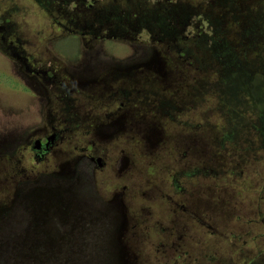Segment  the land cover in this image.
Wrapping results in <instances>:
<instances>
[{
	"label": "rangeland",
	"instance_id": "1",
	"mask_svg": "<svg viewBox=\"0 0 264 264\" xmlns=\"http://www.w3.org/2000/svg\"><path fill=\"white\" fill-rule=\"evenodd\" d=\"M153 1L170 11L166 20L169 29L182 26L171 16L176 11L187 8L192 11V18L188 25L177 29H184L182 34L189 36L190 40L203 31L210 33L207 35L209 39L202 43L210 55L209 57L206 54L205 61L204 56L199 51L196 52L199 45L197 41H193L196 45L189 43L190 48L193 46L194 54L191 57H181L176 53L173 42L169 40L167 46L160 43L161 31L155 28V23L151 24V32L159 33L156 38L159 49L169 52L182 67L180 69L187 73L183 78L188 77L189 84L181 90V99L179 100V91L174 86L175 97H171L174 106H181L184 111L171 114V119L165 117L161 111L156 114V125L154 124L153 128L158 139L141 145L145 156L150 154L145 151V145L151 143L155 147V151L150 154L154 158L148 159L151 166L146 167L142 162H135L124 171H120L119 166H116L114 171L97 177L96 191L102 192V201H106L105 206L108 209L100 210L101 214L86 212V218H81L78 212L68 218L58 212H50L47 224L42 225L34 224V218L31 219L25 212L26 214H22L26 219L22 218L18 223L20 225L26 220L22 228L16 231L15 228H10L7 220L3 221L7 215L2 212L4 208L14 207L11 206L13 201L7 197L10 193L17 196L15 182L19 179L26 180L29 176L37 177L39 171L44 170L45 164L35 163L31 159L30 151H26L22 145L15 152L16 158L22 161L21 166L15 159L0 154L10 159L14 174L18 175L15 182L12 180L16 175L10 178L2 176L5 178L0 179V264H41L40 252L39 256L33 252L30 259L26 258L35 248L56 256L57 261H53L54 264H264V160L257 154L253 155L255 150H264L263 127L256 115L258 112L252 108L253 104L250 105L245 99L239 101L231 76L232 68L239 66L248 74L253 73V64L243 62L248 58L251 61L253 56H262L264 53V41L257 48L250 49L247 45L248 36L243 38L245 34L241 33L244 29H249L250 37L264 40V22L261 19L264 18V0H242L247 8H240V13L237 6V12L227 7L226 0L224 3L223 0H214L219 6L211 0L146 2L154 5ZM15 2L20 9L18 13L21 21L23 19L29 25L26 27V33L33 34L42 30V38H47L50 31L49 22L34 1ZM174 4L179 6L175 8ZM166 9L163 11H167ZM250 16H255L262 24L249 26ZM227 30H236V35L229 37L230 45L220 43L219 51L227 59L229 70L218 81L224 64L220 60L216 61L213 56L212 46L215 38L211 36V32L216 31L222 37ZM198 38L206 39L203 35ZM62 39L64 40L57 45V50L61 58L67 59L66 53L61 49L75 55L80 43L69 35ZM122 44L111 46L112 54L123 57L121 53L127 48L124 47L126 44ZM37 48L41 49V46L38 44ZM37 54L41 55L40 52ZM193 57L197 62L191 65ZM4 58L0 51V139L6 138L16 143L17 137L24 135L23 129L38 121L32 118L30 110L35 109V106L30 103L29 107L22 100L20 93H24V90L19 81L13 78ZM236 58L241 62L234 63ZM13 73L16 75L14 71ZM165 87L168 88L169 85ZM154 92L157 95L155 97L160 99L158 91ZM223 136L227 140L224 145ZM183 139L186 144L181 147L179 143L183 144ZM134 142L132 136L115 137V143L120 145L119 147H128L127 145ZM236 148H241L243 153H239ZM131 152L132 148H126L125 152L120 151L115 157L123 158ZM240 155H244L245 160H241ZM139 156L143 158L142 153ZM50 164L52 162L47 163V166ZM237 164L243 171L242 176L235 173ZM32 168L36 170L32 171ZM44 180L45 178L42 179ZM175 183L182 187L183 191L175 189ZM39 186L40 184L35 185L32 189ZM67 205L71 208L79 206L72 201L67 202ZM83 206L81 203L82 208ZM84 208H87V205ZM51 215H56L64 222L71 233L72 227H78L80 224L79 220L99 228L104 227L107 222L110 232L104 238V233L98 236L95 231L98 236H95L97 255L82 249L84 246L87 249L94 248L90 246L88 239L78 238V247L74 240L66 250L61 249L49 228ZM46 219L44 217V220ZM52 225L56 227L59 224L55 221ZM29 226L33 232L31 237L25 233ZM4 231L7 233L2 234ZM77 234L82 233L76 232ZM29 239L32 244L25 248V240ZM118 255L122 257L123 262ZM256 258L258 260H255Z\"/></svg>",
	"mask_w": 264,
	"mask_h": 264
},
{
	"label": "flooded vegetation",
	"instance_id": "2",
	"mask_svg": "<svg viewBox=\"0 0 264 264\" xmlns=\"http://www.w3.org/2000/svg\"><path fill=\"white\" fill-rule=\"evenodd\" d=\"M32 1L49 22L47 38H42V30L33 34L26 33L29 25L23 19L21 21L18 13L20 9L15 0H0V51L5 57L4 61L8 62L6 65L13 78L19 81L24 90V93H20L22 100L28 106L30 103L35 106V109L30 110L32 118L38 121L23 129L24 135H19L16 143L6 138L0 139V154L15 159L21 166L22 161L16 158L15 152L22 145L32 154L31 159L39 165L45 164V168L35 178L29 176L26 180L19 179L15 182L18 175L14 174L10 159L0 155V179L16 175L12 182H15L14 187L18 189V194L33 190L38 184L39 187H60L68 200L79 205L72 207L71 214L78 212L81 218H86V212L101 214L100 210L107 206L106 201H102V192L96 191L97 177L114 171L116 166L124 171L135 162H142L146 167L151 166L148 159L154 158L150 154L155 151V147L151 143L145 145L144 149L150 153L149 157L145 156L141 145L158 139L153 128L156 125V114L161 111L165 117L171 119V114L184 111L183 107L174 106L171 97H175L174 86L179 91V100L181 99V90L189 84L188 77L183 78L187 73L180 69L181 66L169 52L159 49L156 39L159 33L151 32V24L155 23V28L161 31L160 43L167 46L170 41L173 42L176 53L181 57H191L194 51L189 43L196 45L193 41H197L199 45L196 52L199 51L206 61L205 56L209 52L202 43L209 39L207 37L210 34L206 30V33L203 31L190 40L189 36L182 34L184 29H177L188 25L192 18V11L187 8L176 11L171 16L182 26L169 29L166 20L170 11L160 3L153 1L154 5H150L146 2L150 0H136V3L130 0ZM226 1L227 7L234 12H237L236 6L239 13L240 8H247L242 0ZM211 2L217 3L214 0ZM178 6L173 5L175 8ZM255 20V16H250L249 26L258 25ZM248 32L249 29H244L241 33L245 34L243 38L248 36L247 45L254 49L250 40L255 41V37H250ZM225 33L229 40L230 36L236 35V30ZM66 35L78 39L80 43L75 55L61 49L66 53L67 59L61 58L57 50V45ZM202 35L206 39H202ZM213 37L215 42L212 49L216 56L221 44L220 40ZM38 44L41 49L37 48ZM119 44L127 48L121 53L123 57H118L111 51V46ZM39 52L41 55L37 54ZM191 61V65L197 62L195 57ZM200 63L203 64L202 59ZM167 85L168 88L165 87ZM155 90L158 91L160 99L155 97ZM120 135L132 136L135 142L127 145L128 147H119L115 143V137ZM185 144L186 140L183 139V144L179 143V146L184 147ZM126 148H132L129 155L115 157L120 151L125 152ZM140 153L143 158L139 156ZM35 170L32 168V171ZM174 187L183 191L177 183ZM15 197L10 193L7 199L14 202ZM86 205L87 208H84ZM183 210L187 211L185 208ZM13 213L16 218H13L10 228H15L16 231L26 222L25 220L18 225L20 219H26L23 216L25 211L15 210ZM52 218L58 226L52 225ZM58 220L56 215L50 216L51 232L60 230L61 233L71 236V240L67 242L62 240L63 236H59L56 242L59 248H63L59 244H68L74 240L78 247L80 242L77 241L79 237L75 236L76 232L96 231L97 234L104 233V238L110 232L107 222L104 227L99 228L79 220L80 224L72 227L71 233L66 224ZM96 238L93 236L90 239L96 241ZM28 242L24 245L25 248L32 244Z\"/></svg>",
	"mask_w": 264,
	"mask_h": 264
},
{
	"label": "trees",
	"instance_id": "3",
	"mask_svg": "<svg viewBox=\"0 0 264 264\" xmlns=\"http://www.w3.org/2000/svg\"><path fill=\"white\" fill-rule=\"evenodd\" d=\"M261 19L264 22V18H261ZM255 22H257L258 25L262 24L261 22H259V19H257V18H256ZM227 31H229V30H227ZM211 34L213 36H215L217 40H220L221 44L223 43L226 46L230 45L229 40L227 39L226 33L222 37L216 31H212ZM254 39H255V41H251L250 40V44H254V48H257L259 46V44L264 41L263 39H260V38H257V37H255ZM245 51L247 52V50H245ZM232 53H234L233 50H232ZM213 56H214V52H213ZM214 57H216V59H217L216 61L220 60L224 64V69H222L219 72L220 73L219 74L220 77H219L218 81H220L221 77L229 70L228 62H227V59L223 56V54L220 51ZM220 57H222V59H218ZM238 62H241V61L238 58H236V62H234V63H238ZM243 63L244 64L245 63H252L253 66H254V69H253V73L248 74L240 66L237 67V68H232V75L231 76H232V80L235 83L236 93H237V96H238V99H239L240 102H241L242 99H245V100L249 101L250 105L253 104L252 108L258 112L256 115L260 118V121H261V124H262V127H263V131H264V53L262 54V56H253L251 61H249V58H248V60L243 62ZM263 131H262V134L264 135ZM262 134L260 133L261 136H262ZM226 141H227L226 138L223 136L222 137V144L223 145L226 144ZM237 149H239V151H238L239 153H243V150L241 148H236V150ZM245 150H246V148H245ZM255 154L259 155L261 157V159L264 160V150H262V149L255 150V153L253 155H255ZM242 158L245 160L244 155L243 156L240 155V159L241 160H243ZM0 160H1V158H0ZM235 166H236V164H235ZM235 166H233L232 169H234ZM238 166L239 165L237 164V168L235 170L236 171L235 173L238 176H242V172L243 171L241 169H239ZM14 208H15V210H22V209L18 208L17 206H15ZM17 212H19V211H17ZM51 212L57 213V211H51ZM54 221H55V219L52 218V224L54 223ZM28 229L30 230V235L32 236L33 232H32L31 227L29 226ZM52 235L54 237H56V242H57V239H58L59 236H63L62 240L65 241V242L71 240V236L70 235H67L66 233L63 234V233H61L59 231H52ZM96 235H97L96 232L92 231L90 233H82L81 235L77 234L75 236H77L79 238H81V237L85 238L86 237L88 240H90L88 242H90V246L92 245L94 248L93 249L92 248L91 249H89V248L87 249V247L84 246V247H82V249H85L87 252H89L92 255H97V253H96V249L97 248H96V245H95V241L90 239V238H93V236H96ZM101 235H102L101 233L98 234V236H101ZM68 246H69V243L68 244H64V246H62V247H63V249L66 250L68 248ZM75 248H77V247L75 246ZM34 250L29 252L27 254L26 258L30 259V255L33 252L36 253L37 256H39L38 252H40L42 254V256L39 257V259L42 262L41 264H54L55 262H53V261H57V257L56 256L53 257L51 254H49V252L38 251V248H35ZM46 250H50V249L46 248ZM98 251H99V249H98ZM27 252H28V250H27ZM258 258H256L255 260H258ZM45 260H47V262ZM254 262L255 261H253V263ZM25 263L32 264V263H29V262H25Z\"/></svg>",
	"mask_w": 264,
	"mask_h": 264
},
{
	"label": "water",
	"instance_id": "4",
	"mask_svg": "<svg viewBox=\"0 0 264 264\" xmlns=\"http://www.w3.org/2000/svg\"><path fill=\"white\" fill-rule=\"evenodd\" d=\"M71 200H68L61 191L60 187L54 186L49 187H38L34 190L28 191L24 194H19L16 196L15 201L13 202V206H17L22 208L26 213V215H30V218L33 219L34 224H41L46 225L48 222V216L51 211H57L61 216L64 218H68L71 214V207L67 205V202H70ZM18 204V205H17ZM4 208V212L7 216L4 217V222L7 220V225L9 227L12 224L13 218L15 213V208ZM41 210V211H40ZM39 211V212H38ZM1 212V211H0ZM1 213V214H2ZM14 214V215H13ZM44 217L47 219L44 220ZM2 219H0L1 221ZM7 232L4 231L2 234H6ZM27 236H30V230L27 229V232H25ZM117 234V233H116ZM28 242V240H25ZM9 250V249H8ZM8 250L6 252H8ZM118 258L122 260V257L118 255ZM0 259H2V256L0 254ZM123 262V260H122Z\"/></svg>",
	"mask_w": 264,
	"mask_h": 264
},
{
	"label": "bare ground",
	"instance_id": "5",
	"mask_svg": "<svg viewBox=\"0 0 264 264\" xmlns=\"http://www.w3.org/2000/svg\"><path fill=\"white\" fill-rule=\"evenodd\" d=\"M116 231H118V234L120 233L119 227L116 228Z\"/></svg>",
	"mask_w": 264,
	"mask_h": 264
}]
</instances>
